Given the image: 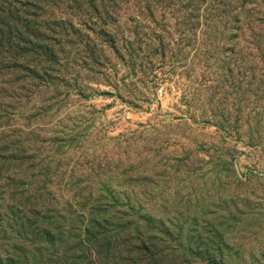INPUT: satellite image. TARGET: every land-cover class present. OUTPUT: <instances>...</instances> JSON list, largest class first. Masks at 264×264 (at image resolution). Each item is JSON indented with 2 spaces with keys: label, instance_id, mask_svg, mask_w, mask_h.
<instances>
[{
  "label": "rangeland",
  "instance_id": "374dc122",
  "mask_svg": "<svg viewBox=\"0 0 264 264\" xmlns=\"http://www.w3.org/2000/svg\"><path fill=\"white\" fill-rule=\"evenodd\" d=\"M229 1L239 35L200 20L187 46L171 10L129 5L97 38L46 8L83 36L49 35L37 80L0 76V264H61L60 222L90 210L161 233L174 264H264V0Z\"/></svg>",
  "mask_w": 264,
  "mask_h": 264
},
{
  "label": "trees",
  "instance_id": "16d2710c",
  "mask_svg": "<svg viewBox=\"0 0 264 264\" xmlns=\"http://www.w3.org/2000/svg\"><path fill=\"white\" fill-rule=\"evenodd\" d=\"M61 4L84 21L99 24L97 38L108 37L109 24L115 23L116 18L129 5L138 13V19L155 26L161 20L166 22L169 11H174L173 14L178 15L176 20L182 26L180 41L185 42L186 46L194 38L195 24L200 20L206 24L213 23L211 33L226 36L237 32L239 35L241 26L235 25L245 24L240 17L246 11L244 6L236 7L229 0H0V76L14 77L23 83V71L31 74L32 66L36 71H33L31 78L37 80L39 66L32 62L45 59L49 63H56L55 48L49 49L44 43L49 35H60L66 39L76 35L80 36L78 41L82 40L81 31L69 19H58L53 15L49 16L50 19L47 18L46 8H58ZM158 8L164 9L163 16H157ZM222 22L229 26L218 30L217 25ZM48 24L52 27L49 28ZM82 26L86 28V23L83 22ZM55 27L60 29L59 32ZM142 220L144 219H140L141 222ZM54 221L56 228L60 221ZM81 221L78 229L74 226L65 229V223L60 222L61 232L56 236L58 239L62 235L66 236V242L70 246L69 249L66 245L63 246V249L70 251V256H60L61 264H174V255L154 243V235L164 236L161 233L136 225L130 228V224H127L128 227H114L116 218L105 216V213L94 215L91 210ZM41 235L49 237L48 232H42Z\"/></svg>",
  "mask_w": 264,
  "mask_h": 264
}]
</instances>
